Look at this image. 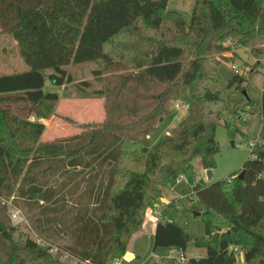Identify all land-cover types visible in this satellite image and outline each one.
I'll return each mask as SVG.
<instances>
[{"label":"trees","instance_id":"16d2710c","mask_svg":"<svg viewBox=\"0 0 264 264\" xmlns=\"http://www.w3.org/2000/svg\"><path fill=\"white\" fill-rule=\"evenodd\" d=\"M168 5L169 0H0V32L17 42L28 66L0 74V207L6 208L1 197L13 198L39 236L93 264H113L142 231L147 209L157 207L165 189L185 175L193 193L160 207L154 251L167 247L180 255L193 245L204 254L185 264H240L232 250L240 246L242 264H264V150L209 185L194 166L199 158L204 169L215 168L221 121L228 136L243 133L244 110L229 108L221 92L206 84L221 78L225 51L246 48L261 65L264 0H195L190 22L182 14L168 19ZM89 62L100 65L94 70L98 87L92 80L75 83L66 68ZM47 79L103 98L104 120L42 141L40 119L53 115L60 99L44 90ZM245 81L235 74L228 84L240 89ZM177 101L189 105L186 116L150 145ZM260 107L264 120V85ZM199 216L206 230L201 238L188 231ZM16 231L0 216V264H67L34 238H15Z\"/></svg>","mask_w":264,"mask_h":264},{"label":"rangeland","instance_id":"374dc122","mask_svg":"<svg viewBox=\"0 0 264 264\" xmlns=\"http://www.w3.org/2000/svg\"><path fill=\"white\" fill-rule=\"evenodd\" d=\"M194 5L195 0H169L167 18L172 19L175 15L182 14L186 21L190 22ZM225 45L230 46L232 42L229 40ZM108 48H110V45ZM221 57L222 64L219 66L221 78L218 81L207 82L206 85L213 91H220L229 108L241 107L244 110L242 115L247 119V123L242 127V134L230 137L227 134L224 122H220L216 131V139L220 151L215 157L216 166L212 169L213 175L211 179H209L207 172L202 169L200 159L194 160L196 171L208 185L229 178L233 173L243 168L246 160L252 156V152L257 153L260 150H264V120L260 111L264 85V59L260 60L263 64L258 66L256 64L257 59L251 55L248 49L242 47L225 51ZM233 65L237 66L241 72L240 75L246 79L242 84L244 88L238 89L236 85L230 87L228 84L230 79L236 74L232 68ZM99 67L98 62H89L71 64L66 68L75 83L82 80H92L94 82L93 87H98L100 83L95 80L94 70ZM27 69L28 66L23 62L19 54L17 42L9 34L0 32V74ZM44 90L59 93L60 99L56 103L55 113L49 118L43 119L45 131L41 136L42 141H51L55 138L78 134L82 131L80 125L89 122H100L106 116L104 99L83 96L82 91L78 90L73 83L59 87L50 79H47ZM249 99L253 100L255 104L248 105ZM173 111L150 137V145L157 144L164 135L169 134L187 114V112L176 111L174 108ZM33 118L36 119L35 117ZM232 141L235 142V146H233ZM252 141H255L253 145L250 144ZM192 193V184L186 177L172 188L165 189L164 196L178 198L190 196ZM160 200L156 203V206L163 207L164 204ZM1 201L6 208L0 207V216L3 215L9 222H11L9 214L11 207L18 208L23 215V224L15 225L17 228L14 234L15 238H19L20 235H27L30 238L40 237L45 239L39 236L31 227L29 223L30 215L25 208L16 205L13 202V198L1 197ZM195 204L202 212L206 211V207L199 200L196 199ZM153 208L155 207H149L145 214L143 228L147 229V231H140L130 239L128 251L134 252L132 254L135 258L127 259L123 255L119 258V264H170L173 258L177 257L179 259L180 255L167 247H158L154 251V232L150 231L151 226L146 220L147 213ZM188 231L194 237H203L206 233L203 218L201 216L194 218L189 224ZM45 240L48 241L47 239ZM238 247L240 249L239 263L242 264L245 262L244 250L242 247ZM203 252L204 249L191 245L188 251L185 252V256L188 261L190 257L199 258L203 256ZM137 256L139 258H136ZM186 262L178 263L176 261L175 264H185Z\"/></svg>","mask_w":264,"mask_h":264},{"label":"built area","instance_id":"2783aa9c","mask_svg":"<svg viewBox=\"0 0 264 264\" xmlns=\"http://www.w3.org/2000/svg\"><path fill=\"white\" fill-rule=\"evenodd\" d=\"M261 59H264V55H263V58H261ZM261 64H263L262 61H261ZM232 68L236 74H241V72L239 71V69L237 68L236 65H233ZM174 109L176 111L187 112L189 110V105L187 103L177 101L174 104ZM254 142L255 141H252L250 144L253 145ZM252 153L254 155V152H252ZM185 178H186L185 175L179 176L176 179L175 184L181 182ZM9 214H10V220L14 226L19 225V224H23L24 218H23V215L21 213V210H19L18 208L13 206L9 209ZM159 215H160V207L159 206H157V207L153 208L151 211H149L146 215V220L148 221V224L155 225L159 219ZM34 239L38 243V245L45 247V248H48L50 253L55 254V255H60L61 260L67 264H93L89 260L80 259V258L74 256L73 254H71L68 250H66V249H64V248H62L56 244L50 243L43 238L39 237V238H34ZM232 250H233V252H235L236 254L239 255V252H240L239 247L235 246L232 248ZM174 251H176V250H174ZM178 261L186 262L187 258L185 256V254H180ZM113 264H119V258H116L113 261Z\"/></svg>","mask_w":264,"mask_h":264},{"label":"water","instance_id":"95a60500","mask_svg":"<svg viewBox=\"0 0 264 264\" xmlns=\"http://www.w3.org/2000/svg\"><path fill=\"white\" fill-rule=\"evenodd\" d=\"M244 93H246V91H244ZM260 109H261V107H260ZM232 144H233V146H235V142L234 141H232ZM207 175H208L209 179H211L212 178V175H213V171L211 169H208L207 170ZM244 175H245V171H241V173L238 175V177L241 178V179H243L244 178ZM198 214H200V213L198 212ZM125 257L127 259L135 258V256L132 253H130V252H127L125 254ZM136 258H139V256H137Z\"/></svg>","mask_w":264,"mask_h":264},{"label":"crops","instance_id":"0c3cea01","mask_svg":"<svg viewBox=\"0 0 264 264\" xmlns=\"http://www.w3.org/2000/svg\"><path fill=\"white\" fill-rule=\"evenodd\" d=\"M260 111H261V109H260ZM32 119H34L33 116H32ZM41 121L44 122L43 119H41ZM201 167H202V165H201ZM202 169L204 170V172H207V170H205L203 167H202ZM203 178H204V177H203ZM204 179H205V178H204ZM205 180H206V179H205ZM173 198H175V197L172 196V197L170 198V197H165V196H164V197L161 198L160 201H162L163 204L165 205V204H167L168 202H170ZM156 224H157V222H156ZM156 224H155V225H150V226H151L150 231L155 232ZM142 231H147V229L143 228ZM142 231H141V232H142ZM128 252H130V251H128ZM130 253H134V252L131 251ZM203 254H204V252H203ZM203 254H202V255H203Z\"/></svg>","mask_w":264,"mask_h":264}]
</instances>
